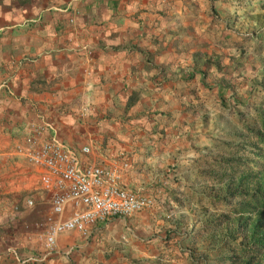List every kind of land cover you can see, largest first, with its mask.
I'll use <instances>...</instances> for the list:
<instances>
[{"label": "crops", "instance_id": "obj_1", "mask_svg": "<svg viewBox=\"0 0 264 264\" xmlns=\"http://www.w3.org/2000/svg\"><path fill=\"white\" fill-rule=\"evenodd\" d=\"M155 2L6 0V10L0 12V24L6 27L2 31L0 26V216L6 222V246L22 254L41 248L40 222L49 211L50 193L40 185L41 168L22 151L29 123L40 114L52 120L61 137L75 147L81 145H77L81 134H86L82 144L91 146L95 134L100 136L101 149L93 145L91 153L83 156L86 161L110 167L123 160L118 152L125 151L129 168L125 166L119 178L124 187L138 185L137 168L149 165L153 157L161 163L166 160L164 147L157 148L154 156L136 144L133 134L141 114L133 107L132 115L128 114L130 105L124 109L132 92L136 100L131 104L152 101L157 91L170 103L155 89L161 82L152 75L170 69L164 55L171 50L168 43L156 51L155 37L161 41L167 27L161 13L155 12ZM170 23L176 24L169 20L168 28ZM2 81L11 94L2 88ZM114 103L121 105L119 112L111 111ZM109 135L119 138L115 148L102 140ZM26 199L32 203L27 205ZM138 213L142 211L128 216L125 226L120 218L97 222L86 239L76 230L58 234L59 249L73 247L64 264L127 263L133 253L128 230L141 224ZM98 235L99 243L91 240ZM0 253L6 256L2 260L0 255L2 264H19L1 247ZM55 256L34 264H53Z\"/></svg>", "mask_w": 264, "mask_h": 264}, {"label": "rangeland", "instance_id": "obj_2", "mask_svg": "<svg viewBox=\"0 0 264 264\" xmlns=\"http://www.w3.org/2000/svg\"><path fill=\"white\" fill-rule=\"evenodd\" d=\"M0 3L2 13L6 0ZM155 3V12L161 13L167 27L161 41L155 37V45L159 43L156 51L167 48L168 43L171 49L164 55L170 69L164 65L165 71L154 72L156 81L161 82L155 89L164 93L170 103L158 97L156 90L152 101L133 102L128 109L133 107L141 114L140 126L136 125L133 134L138 146L154 156L157 148L164 147L167 158L161 163L153 157L147 161L149 165L137 168L135 183L140 186L132 189L151 196L153 205L142 209L138 213L141 224L128 230L133 253L127 256L125 264H220L215 254L231 224L226 221L213 229L207 219L229 214L236 201L217 198L223 189L213 188L202 180L200 171L202 164L217 160L224 152L228 153V146L235 145L227 143L233 133L240 132L246 137L242 153L247 154L256 139L249 127L253 125L264 132V125L261 121L259 125L256 118V113L264 108V0H156ZM169 20L176 24L170 23L168 28ZM0 26L2 31L6 29ZM251 64H255V69ZM221 82L225 83L222 91ZM239 96L243 98L241 103L235 102ZM120 108V104L114 103L111 111L119 112ZM133 110L128 114L132 115ZM245 124L250 125L243 128ZM85 136L81 134L77 145L83 143ZM95 136L91 139L92 146L88 144L101 149L100 136ZM102 140L114 148L119 142L116 135L103 136ZM263 144L261 140L258 142L259 147ZM121 152L118 158L123 160L116 166L125 161L128 169L129 158L125 151ZM167 186L170 189L166 191ZM232 214L233 220L238 216H254L252 212L237 210ZM0 222H5L4 217L0 216ZM123 222L125 226L129 220L125 218ZM204 229L207 232L203 233ZM101 238L98 235L91 240Z\"/></svg>", "mask_w": 264, "mask_h": 264}, {"label": "built area", "instance_id": "obj_3", "mask_svg": "<svg viewBox=\"0 0 264 264\" xmlns=\"http://www.w3.org/2000/svg\"><path fill=\"white\" fill-rule=\"evenodd\" d=\"M1 86L12 93L5 81ZM24 141L22 151L34 166L41 168L39 182L49 191L50 203L40 222L41 248L37 252L22 254L11 245L3 248L4 254L20 264L43 262L54 255L53 264H64L73 247L59 249L58 234L76 230L86 239L97 222L125 219L153 205L151 196L120 184L119 170L125 161L110 167L86 161L83 156L91 153V146L84 143L75 147L66 142L52 120L42 114L29 123ZM31 203L26 199L27 205Z\"/></svg>", "mask_w": 264, "mask_h": 264}, {"label": "trees", "instance_id": "obj_4", "mask_svg": "<svg viewBox=\"0 0 264 264\" xmlns=\"http://www.w3.org/2000/svg\"><path fill=\"white\" fill-rule=\"evenodd\" d=\"M205 65L207 66L206 63ZM250 67L255 69L256 66L251 64ZM152 75L154 77L157 74ZM224 87L225 83L221 82L219 90L222 91ZM231 88L235 93V85ZM135 94L132 92L129 95L124 109L135 99ZM235 102H243L242 96L236 97ZM257 117L259 125L260 121L264 125V108L256 113ZM249 125L245 124L243 128ZM249 128L254 130L256 139L249 145L251 149L247 150V154L242 153L243 147L247 145L246 137H242L240 132L233 133L227 143H235V145L228 146V153L224 152L217 160H211L201 166L200 175L204 176L202 180L208 181L213 188L223 189L216 197L222 201L226 199L236 201V206L231 209L232 212L235 210L239 213L252 212L254 215L252 218L238 216L233 220L234 216L230 210L229 214L207 219L213 224V229H217L226 221L231 224L227 236L218 246L215 254L220 264H264V146H258L260 140L264 143V132L253 125ZM241 132L244 133L243 130ZM227 143L224 144L227 146ZM164 188L166 191L170 189L168 186ZM205 232L207 231L204 229L203 233ZM238 236L240 238L236 240ZM0 245L1 248L6 246V222H0ZM1 253L3 260L6 256ZM25 264H34V262Z\"/></svg>", "mask_w": 264, "mask_h": 264}]
</instances>
